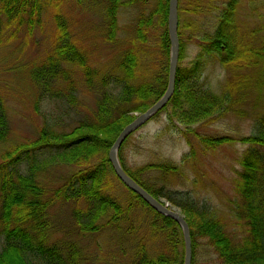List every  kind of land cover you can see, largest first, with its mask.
Wrapping results in <instances>:
<instances>
[{
    "label": "trees",
    "instance_id": "1",
    "mask_svg": "<svg viewBox=\"0 0 264 264\" xmlns=\"http://www.w3.org/2000/svg\"><path fill=\"white\" fill-rule=\"evenodd\" d=\"M66 1L0 0V44L12 42L21 34L33 36L37 24L44 25V11L53 13L49 46L29 72L37 92V111L44 98L49 102L65 99L70 108L76 109L81 101L77 92L82 88L77 73L82 76L84 88L96 94L95 106L88 110L91 114L79 116L70 130H58V121H53L54 114H50L34 137L13 144L1 154L0 232L4 237L0 264L83 263L87 256L78 241L67 236L52 238L51 228L60 226L51 212L57 202L73 203L70 225L83 234L106 227L121 228L123 221L133 219L138 209L147 207L143 223H150L162 248L151 252L141 239L129 264H184L185 240L180 224L129 188L109 158L110 148L124 126L156 102L168 86L170 0H76L75 10L82 3L85 9L103 10L104 26L95 34L99 35L98 41L101 37L110 44L109 49H116L100 67L91 63L87 47L79 45L73 25L76 17L74 13L71 17L66 14ZM219 2L213 26L200 32L197 21L184 14L201 13V0H179L181 46L176 87L153 115L164 113L167 120L158 135L176 133L186 139L189 149L179 162L161 158L132 167L125 151L133 131L121 144L119 157L129 175L155 197L163 202L162 197H166L181 208L190 225L193 251L198 238H205L220 264H264V0ZM245 2L258 15L253 26L241 19ZM131 4L140 5L134 33L121 39L120 11ZM186 28H191L188 34ZM194 39L198 53L183 62L187 45ZM152 53L157 54L152 57L155 59ZM146 56L150 62L145 61L146 70L141 71ZM211 61L227 71L219 91L210 85L206 73ZM229 115L251 118L254 133L234 137L202 130L201 126ZM10 134L9 111L0 94V142L8 140ZM236 140L248 147L241 155L242 168L235 180L237 197L229 198L232 209L223 211L199 202L193 188L182 191L174 187L176 181L197 185L207 154ZM66 165L74 170L50 195L49 185L41 176ZM119 182L131 194L125 202L115 192ZM230 216L241 226L240 238L228 229ZM135 228L132 223L127 231L134 232ZM192 264H196L195 257Z\"/></svg>",
    "mask_w": 264,
    "mask_h": 264
},
{
    "label": "rangeland",
    "instance_id": "2",
    "mask_svg": "<svg viewBox=\"0 0 264 264\" xmlns=\"http://www.w3.org/2000/svg\"><path fill=\"white\" fill-rule=\"evenodd\" d=\"M219 1L221 0H201L203 4L201 13L193 15L186 12L184 15L196 20L197 30L204 32V30L210 29L215 22L218 13L215 5L222 3ZM184 2L187 3L189 0H184ZM76 6V0H67L64 9L69 17L73 13L75 14L76 20H74L73 25L75 35L79 39L78 43L79 45L82 43L87 47L89 50L87 54L91 57V63L100 67L116 49H109L110 44L105 43L101 37L98 41L99 35L95 34L101 32L104 26L102 23L103 16L100 12H103V10L99 8L85 9L86 6H83V3L78 10H75ZM139 8V4L126 5L121 8V39L133 35L135 18L138 15ZM240 11L242 21L249 22L253 26L258 15L251 10L249 3L245 2ZM53 21V13L45 10L44 25L40 27L37 24L33 36L26 38L21 34V37L12 40V42L0 44V94L6 99L11 125L9 139L0 142V160L5 149L15 143L34 137L39 127L44 123L46 116L52 114L53 117L54 114L51 119L58 121L55 126L58 130H70L78 123L79 116L84 117L87 113L91 114V111L88 110L95 106L96 94L84 88L82 76L77 73L75 77L82 88L77 92L81 101L76 109L70 108L65 99H54L49 102L45 98L40 103V111L35 109L37 92L29 78V72L32 67L36 66L49 46V37L54 26ZM185 31L188 34L191 28H186ZM85 33L90 34V36L88 37ZM25 34H27V31ZM95 39L98 42H95ZM195 40L187 45L183 62L190 61L198 53L199 47ZM148 56L143 61L141 71L146 70V62H150V59L147 60ZM153 56H157V54L152 53L151 58ZM206 73L210 85L216 91H219L226 78L227 71L218 62L211 61ZM67 109L69 113H67ZM166 124V117L164 113H161L156 117H152L134 131L125 151L127 163L130 166L136 167L151 161H159L161 158H168L175 162L181 160L183 153L189 149V145L185 138L171 131L158 135ZM201 128L205 132L228 134L234 137L252 134L255 129L251 118H240L233 115L214 120L201 126ZM247 147V143L236 140L221 145L215 151H210L204 158L203 170L201 169L202 177L198 184L192 186L190 182L176 181L174 187H179L182 191L192 190L193 188L194 198L199 202H206L220 207L223 211H229L233 207V203L229 198L236 199L237 197L235 180L238 177V171L242 168L241 155ZM73 170V166L66 165L61 168H52L41 176L42 181L49 185L50 195L53 189L60 186L65 177ZM115 192L124 202L131 195L130 191L121 182L116 184ZM162 199L170 207L181 212V208L170 199L166 197H162ZM72 207V202H57L51 207V212H54L56 218L60 221V226L57 225L51 228V230H54L52 238L55 240L67 236L78 241L83 254L87 256L82 264H129L138 249L141 239L145 241L151 252H157L162 248V242L159 236L151 231L150 223L145 220L143 223L142 215L145 217V213L149 212L147 207L138 209L133 214V219L123 221L121 228L106 227L100 231L85 234L78 232L74 226L70 225ZM143 212L144 214H142ZM150 215L153 216V213H150ZM228 221V229L240 238L243 234L241 226L231 216ZM132 223L136 228L134 232H128L127 228ZM3 237L4 235L0 232V249L3 244ZM193 252V259L195 257L196 264H220L217 253L205 238H198Z\"/></svg>",
    "mask_w": 264,
    "mask_h": 264
},
{
    "label": "water",
    "instance_id": "3",
    "mask_svg": "<svg viewBox=\"0 0 264 264\" xmlns=\"http://www.w3.org/2000/svg\"><path fill=\"white\" fill-rule=\"evenodd\" d=\"M168 30L171 41L169 68H168V86L164 94L154 102L145 111L137 113L136 117L126 124L121 132L116 137L109 151V158L114 166V169L119 178L132 190L140 194L147 202L151 204L159 212L171 216L182 227L184 238H185V263L192 264L193 258V245L191 230L188 221L184 214L179 210L170 207L166 202L155 197L149 192L144 186L138 183L129 173L124 169L120 157L119 148L125 138L133 131L141 127L147 122L157 111H159L171 98L175 91L177 73L180 61V36H179V0L169 1V14H168Z\"/></svg>",
    "mask_w": 264,
    "mask_h": 264
},
{
    "label": "bare ground",
    "instance_id": "4",
    "mask_svg": "<svg viewBox=\"0 0 264 264\" xmlns=\"http://www.w3.org/2000/svg\"><path fill=\"white\" fill-rule=\"evenodd\" d=\"M134 191V190H133ZM151 205V204H150ZM152 208H154L153 206H151ZM155 209V208H154ZM156 210V209H155ZM156 211H158V210H156ZM159 212V211H158ZM159 213H161V212H159ZM161 214H163V213H161ZM163 215H165V214H163ZM166 216H168V215H166ZM171 217V216H170ZM174 219V218H173ZM175 220V219H174ZM177 221V220H176ZM179 223V222H178ZM181 226V225H180ZM190 226V225H189ZM181 229H182V227H181ZM191 230V229H190ZM182 232H183V230H182ZM183 236H184V233H183ZM192 236V235H191ZM184 240H185V238H184Z\"/></svg>",
    "mask_w": 264,
    "mask_h": 264
}]
</instances>
